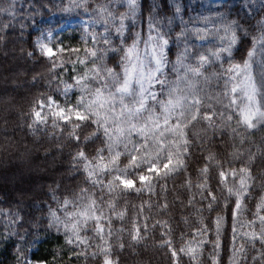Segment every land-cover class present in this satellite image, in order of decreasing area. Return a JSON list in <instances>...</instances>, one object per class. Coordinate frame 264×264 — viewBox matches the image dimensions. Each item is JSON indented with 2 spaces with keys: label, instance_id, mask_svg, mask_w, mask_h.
<instances>
[{
  "label": "trees",
  "instance_id": "trees-1",
  "mask_svg": "<svg viewBox=\"0 0 264 264\" xmlns=\"http://www.w3.org/2000/svg\"><path fill=\"white\" fill-rule=\"evenodd\" d=\"M61 81L85 117L38 121ZM30 263L264 264V0H0V264Z\"/></svg>",
  "mask_w": 264,
  "mask_h": 264
},
{
  "label": "rangeland",
  "instance_id": "rangeland-1",
  "mask_svg": "<svg viewBox=\"0 0 264 264\" xmlns=\"http://www.w3.org/2000/svg\"><path fill=\"white\" fill-rule=\"evenodd\" d=\"M223 1L224 0H207V3H221ZM54 20V16H51L45 23H53ZM96 24L97 21L89 14H86L84 16L65 18L60 21L59 24L55 27H52L50 25L46 26L35 38L37 50L39 51V53L47 57L56 55L60 48L59 46L55 47L54 45L56 35L60 32H64L68 29H75L77 27H81L83 29V37L86 40L88 38L93 39L94 35L89 31L90 28ZM211 24L212 22H206L202 27H208ZM222 28L223 31L220 35L224 38L222 48L224 50H227L234 44V35L230 33L228 28ZM217 37H219V35H217ZM208 41L209 38L205 37L198 39V43L201 44L207 43ZM141 84L142 86L146 85L145 78ZM147 85H149V83H147ZM244 89L246 97L248 99L247 116H252L257 110V104L254 97L253 87L251 86V83L249 81H246L244 83ZM57 93L59 94L60 99L55 98L54 96H50L46 101L40 102L39 108L35 112V116L38 121H41L43 119L44 110L50 111L54 116L62 120H68L70 118L82 120L85 117V91L76 89V86L69 81H61V83H59L58 85ZM179 104L180 99H177L175 97L169 98L167 101H164L160 105L159 109H153L151 113L149 112V116L157 120L155 121L154 125H152V127L157 128L160 131L159 134H163L164 132L173 130L172 118L177 111ZM116 124L121 127L120 123ZM152 131L154 132V130ZM111 140L113 143H116L118 140H120L119 134L111 137ZM151 169H154V166H152L150 170ZM120 180L127 186L133 185V181L131 180H127L123 177ZM144 180H147L146 176H144Z\"/></svg>",
  "mask_w": 264,
  "mask_h": 264
}]
</instances>
